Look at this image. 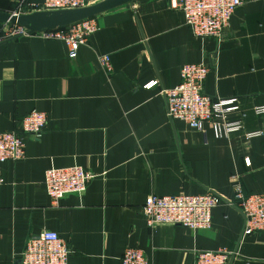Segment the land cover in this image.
<instances>
[{
  "label": "crops",
  "instance_id": "0c3cea01",
  "mask_svg": "<svg viewBox=\"0 0 264 264\" xmlns=\"http://www.w3.org/2000/svg\"><path fill=\"white\" fill-rule=\"evenodd\" d=\"M18 1L0 0V11L13 12ZM169 1L135 0L99 14L98 30L73 59L62 40L39 35L0 44V132L31 110L49 121L38 139L25 138L22 159L0 163V264H19L27 236L44 230L66 241L68 264H122L128 247L149 264H193L197 251L223 248L233 252L228 264H264V231L242 236V214L231 204L235 183L246 195L264 192V114L253 112L264 105V0H242L221 42L195 37ZM102 55L109 74L97 63ZM189 63L208 65L206 95L238 99L241 132L217 139L209 124L198 132L167 119L160 90L176 86ZM70 166L95 176L81 195L52 205L44 172ZM207 190L224 201L211 210L209 229L147 226L149 195Z\"/></svg>",
  "mask_w": 264,
  "mask_h": 264
},
{
  "label": "built area",
  "instance_id": "2783aa9c",
  "mask_svg": "<svg viewBox=\"0 0 264 264\" xmlns=\"http://www.w3.org/2000/svg\"><path fill=\"white\" fill-rule=\"evenodd\" d=\"M87 0H19L15 15L29 14L34 11H55L85 7ZM242 5V0H170L172 9L180 10L185 25L198 38L215 39L221 42L224 32L228 29L232 13ZM7 27L0 34V44L26 35H39L45 39L62 40L68 48V56L75 58L80 46L85 45L88 37L99 27L97 16L85 18L65 27L41 32L29 33L17 24H3ZM98 65L108 74L112 72L110 57H97ZM209 68L205 63H189L180 67L179 83L170 89H161L164 97L166 117L169 121L184 122L189 129L204 132L209 124L217 139L229 138L230 135L242 131L244 112L236 97H210L203 91L204 81ZM158 85L154 80L144 87L151 89ZM253 112L257 116L264 114V105L255 106ZM235 114L237 118L230 119ZM48 118L43 112L31 110L27 112L16 128L0 132V163L6 160L16 161L24 156L25 138L30 136L38 139L48 128ZM262 131L244 132L247 140L259 137ZM246 165H250L245 158ZM94 174L81 166L65 168L49 167L44 172L43 185L52 205L66 195H81ZM0 178V186L3 184ZM235 206L243 217L242 236L264 231V192L244 194L239 183L233 185ZM223 199L212 191L197 195L175 194L159 196L149 195L142 205V215L146 224L153 229L159 225H180L193 233L209 229L211 226V210L223 203ZM70 249L66 241L57 233L44 230L27 236L23 251L19 256V264H68ZM233 252L228 249L217 251H197L193 264H228ZM120 261L122 264H149L140 249H124Z\"/></svg>",
  "mask_w": 264,
  "mask_h": 264
},
{
  "label": "water",
  "instance_id": "95a60500",
  "mask_svg": "<svg viewBox=\"0 0 264 264\" xmlns=\"http://www.w3.org/2000/svg\"><path fill=\"white\" fill-rule=\"evenodd\" d=\"M135 0H102L92 5L77 9H65L55 11H34L29 14L15 15L0 11L1 24H17L25 28L29 33L53 30L65 27L85 18L98 16L104 12L119 8L126 4H132Z\"/></svg>",
  "mask_w": 264,
  "mask_h": 264
},
{
  "label": "rangeland",
  "instance_id": "374dc122",
  "mask_svg": "<svg viewBox=\"0 0 264 264\" xmlns=\"http://www.w3.org/2000/svg\"><path fill=\"white\" fill-rule=\"evenodd\" d=\"M6 29H7V27H5L4 25H2V26L0 27V34L3 33L4 30H6Z\"/></svg>",
  "mask_w": 264,
  "mask_h": 264
},
{
  "label": "trees",
  "instance_id": "16d2710c",
  "mask_svg": "<svg viewBox=\"0 0 264 264\" xmlns=\"http://www.w3.org/2000/svg\"><path fill=\"white\" fill-rule=\"evenodd\" d=\"M1 24V23H0Z\"/></svg>",
  "mask_w": 264,
  "mask_h": 264
}]
</instances>
